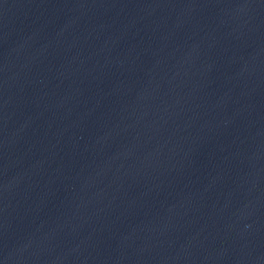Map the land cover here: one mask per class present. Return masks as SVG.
Listing matches in <instances>:
<instances>
[{"label":"water","instance_id":"obj_1","mask_svg":"<svg viewBox=\"0 0 264 264\" xmlns=\"http://www.w3.org/2000/svg\"><path fill=\"white\" fill-rule=\"evenodd\" d=\"M264 43V0H0V151L95 121Z\"/></svg>","mask_w":264,"mask_h":264}]
</instances>
